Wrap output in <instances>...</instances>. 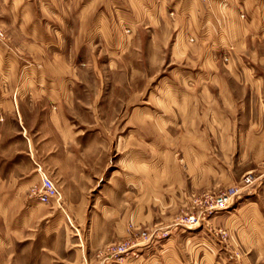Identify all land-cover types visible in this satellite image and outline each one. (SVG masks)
Instances as JSON below:
<instances>
[{
    "label": "crops",
    "instance_id": "obj_1",
    "mask_svg": "<svg viewBox=\"0 0 264 264\" xmlns=\"http://www.w3.org/2000/svg\"><path fill=\"white\" fill-rule=\"evenodd\" d=\"M3 18L18 25L19 41ZM44 18L55 27L44 29ZM0 24L7 33L0 38V195L15 200L0 202L4 210L24 208L21 195L39 180L34 163L49 161L56 179L60 169H67L61 184L67 216L86 221L91 231L101 220L109 224L113 219L117 235L121 233V183L115 174L108 191L97 189L99 175L72 173L81 147L90 143L74 131L64 106L74 103L72 77L78 65L83 75L101 64L117 69L122 57L134 56V41L142 33L152 39L148 65L157 70L178 66L162 92L165 106L176 107L180 118L164 121V130L171 139L170 129L178 126L189 173L183 185L187 191L233 184L264 159V77H248L245 69L248 57L264 62L260 52L251 50V42L264 38V0H0ZM44 33L56 39L45 40ZM54 65L65 67V74L44 68ZM191 66L200 73L191 74ZM234 67L242 68L241 77L220 74L222 68ZM66 238L65 257L69 252L73 257L71 262L63 259L66 264L93 259L94 254L79 248L77 238ZM111 239L94 236L91 248Z\"/></svg>",
    "mask_w": 264,
    "mask_h": 264
},
{
    "label": "rangeland",
    "instance_id": "obj_2",
    "mask_svg": "<svg viewBox=\"0 0 264 264\" xmlns=\"http://www.w3.org/2000/svg\"><path fill=\"white\" fill-rule=\"evenodd\" d=\"M3 20L11 29L12 37L19 41L18 25L11 19ZM43 20L44 29L55 27L52 19ZM1 26L0 30L7 36ZM43 35L45 40L56 39L46 33ZM151 40L145 33L139 35L134 41V45H138L134 56L122 57L117 69L101 64L100 68L92 67L90 74L83 75L79 71L81 65H78L76 76L72 77L74 103L64 106L67 121L73 124L74 131L85 144L90 143L81 147V158H77L78 166L72 165V173L90 170L99 175L97 189L106 187L108 191L115 174L117 182L121 183L123 230L118 232L119 236L113 219L109 224L101 220L91 231L86 221L73 214L69 218L61 188L67 169H60V178L56 179L51 174L50 162L38 160L34 163V173L39 180L21 195L25 197L24 208L11 211L0 206V264H66L63 260L66 258L71 262V253L68 257L64 253L66 237L77 238L79 248L87 255L94 254L93 259L89 256V260L84 259V264H97L109 247L129 242L139 244L132 248L135 253L131 251L125 255L123 264H146L147 261L153 264H264V159L257 170L244 173L233 184L187 191L183 185L189 173L187 164L182 161L183 146L178 139V126L173 125L170 129L171 139L167 136L168 128L164 130V121L177 123L180 118L176 107L165 106L162 92L168 77L178 74V66H163L157 70L148 65L147 56L153 53L152 49H147ZM251 50H257L264 57V38L261 42H251ZM29 59L26 55L24 62L29 64ZM245 62L248 77H264V62L249 57ZM44 68L66 72L65 67L61 69L55 65ZM187 70L195 76L200 73L198 66ZM241 70V67L222 68L220 74L241 77ZM101 72L102 77H99ZM42 84L47 85L46 82ZM59 84L65 85V82ZM166 109L171 114L165 112ZM95 154H101V157L97 159ZM27 163L28 168H32L33 164ZM39 166L56 181L62 196L61 206L58 203L43 204L31 195L32 187L40 183ZM249 173L254 175V180L246 183L245 177ZM230 188L237 190L232 203L223 210L211 212L205 194ZM12 196L1 194L0 202L13 203ZM90 196L98 197L99 194ZM106 196L112 198L113 194ZM15 204L17 202L12 205ZM192 214L200 216V223L190 228L177 223ZM107 235L112 238L110 241L91 248L94 236ZM19 236L25 240H18ZM79 263L81 259L75 262Z\"/></svg>",
    "mask_w": 264,
    "mask_h": 264
},
{
    "label": "built area",
    "instance_id": "obj_3",
    "mask_svg": "<svg viewBox=\"0 0 264 264\" xmlns=\"http://www.w3.org/2000/svg\"><path fill=\"white\" fill-rule=\"evenodd\" d=\"M4 37L5 35L3 31L0 30V38ZM262 167L264 169V161L262 163ZM38 172L40 175V183L39 185L32 187L31 195L35 196L43 204L49 205L53 203H58L59 206H61L62 196L56 181L47 173H45L40 166L38 167ZM253 180L254 175L252 173H249L245 177L246 183H251L253 182ZM236 195L237 190L235 188H230L220 193H206L205 201L207 204L210 205L211 212L220 211L228 207V205L232 203ZM177 223L179 225L187 226L188 228H190L200 223V216L194 214L188 215ZM137 244L139 243L129 242L113 245L109 247L105 253H103L97 264H123L125 255H127L131 251L132 253H135L133 252L132 248ZM87 264L89 263L87 262Z\"/></svg>",
    "mask_w": 264,
    "mask_h": 264
}]
</instances>
